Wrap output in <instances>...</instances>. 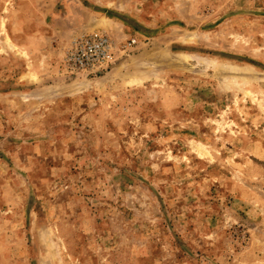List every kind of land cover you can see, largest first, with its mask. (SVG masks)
<instances>
[{
    "label": "rangeland",
    "instance_id": "obj_1",
    "mask_svg": "<svg viewBox=\"0 0 264 264\" xmlns=\"http://www.w3.org/2000/svg\"><path fill=\"white\" fill-rule=\"evenodd\" d=\"M0 264H264V0H0Z\"/></svg>",
    "mask_w": 264,
    "mask_h": 264
},
{
    "label": "built area",
    "instance_id": "obj_2",
    "mask_svg": "<svg viewBox=\"0 0 264 264\" xmlns=\"http://www.w3.org/2000/svg\"><path fill=\"white\" fill-rule=\"evenodd\" d=\"M129 39L123 48L128 50L135 44ZM114 47L105 35H82L73 42L65 58V66L70 71L100 73L115 64Z\"/></svg>",
    "mask_w": 264,
    "mask_h": 264
},
{
    "label": "bare ground",
    "instance_id": "obj_3",
    "mask_svg": "<svg viewBox=\"0 0 264 264\" xmlns=\"http://www.w3.org/2000/svg\"><path fill=\"white\" fill-rule=\"evenodd\" d=\"M173 58H174V57H173ZM182 58H183V57H182ZM182 58H181V60H182ZM151 59H152V58H151ZM183 59L185 60L186 58H183ZM148 60L151 61V62L153 61V60H150V59H148ZM160 60H161V59H160ZM160 60H159V61H160ZM184 60H183V61H184ZM185 61H186V60H185ZM177 62H178V61H177ZM180 62H181V61H180ZM181 64H182V62H181ZM181 64H179V65L181 66ZM116 68H118V67H116ZM119 68H120V67H119ZM231 71L235 72V71H238V69H237V70H235V69H231ZM240 72H241V71H240ZM240 72H239V73H240ZM242 72H243V71H242ZM215 74H216V72H215ZM229 75H230V74H229ZM240 75H241V74H240ZM216 76H218V75H216ZM239 77H240V76H239ZM228 78H230V77H228ZM228 78H227V79H228ZM221 79H222V77H221ZM219 80H220V79H219ZM228 80H229V79H228ZM228 82H229V81H228ZM235 82H236V81H235ZM237 83H241V82H237ZM237 83H236V84H237ZM243 84H244V83H243ZM236 86H237V85H236Z\"/></svg>",
    "mask_w": 264,
    "mask_h": 264
}]
</instances>
